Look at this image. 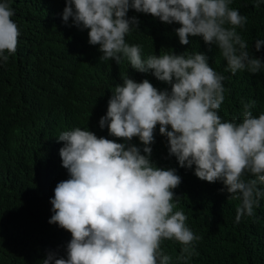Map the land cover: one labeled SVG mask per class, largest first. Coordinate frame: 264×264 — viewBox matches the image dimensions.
Wrapping results in <instances>:
<instances>
[{"label": "clouds", "instance_id": "1", "mask_svg": "<svg viewBox=\"0 0 264 264\" xmlns=\"http://www.w3.org/2000/svg\"><path fill=\"white\" fill-rule=\"evenodd\" d=\"M232 0H66L63 21L88 30V43L99 46L100 61L126 58L131 68L151 72L170 86L157 89L148 79L137 82L128 74L111 90L98 137L76 127L59 134L62 166L69 179L59 182L51 199L49 223L71 233L66 258L49 252L41 264H171L162 244L182 245L178 260L195 255L201 237L186 226L188 217L177 206L174 189L182 182L175 168L152 162L155 130L166 137L168 154L180 168L192 169L202 181L221 182L228 200H239L236 223L252 217L264 198V112L255 116V101H242V120L223 121L219 109L225 101V77L209 64L206 54L142 56L141 45L126 36L139 28L129 10L149 14L175 29L182 45L202 37L216 46L227 62L225 71L257 74L264 62L250 54L237 32L248 17L230 7ZM264 0H256L259 8ZM8 0L0 2V63L16 53L18 25ZM264 40H256L259 52ZM169 127L171 130H169ZM138 138L141 149L131 141Z\"/></svg>", "mask_w": 264, "mask_h": 264}, {"label": "trees", "instance_id": "2", "mask_svg": "<svg viewBox=\"0 0 264 264\" xmlns=\"http://www.w3.org/2000/svg\"><path fill=\"white\" fill-rule=\"evenodd\" d=\"M2 2V0H0ZM15 15L20 36L14 55L0 63V264H41L49 252L66 258L71 233L50 224L54 214L51 199L56 185L69 179L62 166L59 134L76 127L88 129L98 137L110 136L101 129L112 89L122 83V75L137 82L148 79L157 89L170 86L151 72L131 68L126 58L100 61L99 46L88 43V30L63 21L66 0H8ZM256 0H232L230 7L248 17L237 32L248 44V51L264 62V46L255 49L256 40H264V3ZM139 28L126 36V42L141 45L142 56L194 54L209 57L210 66L225 77V101L219 109L223 121L242 120L244 103L255 101L252 112H264V68L257 74L225 71L227 62L216 46L202 37H190L182 45L175 29L149 14L129 10ZM169 130L170 127H169ZM117 142H125L117 139ZM141 149L142 143L133 138ZM152 162L163 169L175 168L182 178L174 189V211L183 210L186 226L201 239L194 243L195 255L178 260L182 245L174 240L162 244L171 264H264V198L252 217L236 223L239 200H228L220 192L224 185L200 180L192 169L180 168L169 156L167 140L155 130ZM264 189V186H260Z\"/></svg>", "mask_w": 264, "mask_h": 264}]
</instances>
